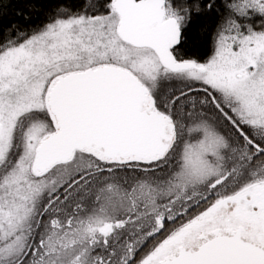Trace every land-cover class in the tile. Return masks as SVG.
Here are the masks:
<instances>
[{
  "label": "snow or ice",
  "instance_id": "snow-or-ice-1",
  "mask_svg": "<svg viewBox=\"0 0 264 264\" xmlns=\"http://www.w3.org/2000/svg\"><path fill=\"white\" fill-rule=\"evenodd\" d=\"M199 15L62 2L0 40V264H264V0L203 58Z\"/></svg>",
  "mask_w": 264,
  "mask_h": 264
},
{
  "label": "trees",
  "instance_id": "trees-1",
  "mask_svg": "<svg viewBox=\"0 0 264 264\" xmlns=\"http://www.w3.org/2000/svg\"><path fill=\"white\" fill-rule=\"evenodd\" d=\"M62 2L79 3V0H0V40L42 23L55 6ZM194 3L200 8L199 17H193L192 34L197 37L196 44L191 51H184L196 58H203L210 54L211 36L215 25L219 23L223 0H194ZM210 3L214 6L212 10L207 8Z\"/></svg>",
  "mask_w": 264,
  "mask_h": 264
},
{
  "label": "bare ground",
  "instance_id": "bare-ground-1",
  "mask_svg": "<svg viewBox=\"0 0 264 264\" xmlns=\"http://www.w3.org/2000/svg\"><path fill=\"white\" fill-rule=\"evenodd\" d=\"M9 22H10V21H9ZM43 22H44V21H43ZM43 22H42V23H43ZM42 23H39V24L34 25V26L32 25V26L30 27L31 29L29 28V30L22 31L21 33H24V32H30V31H32L33 29H35L37 26L41 25ZM32 24H33V23H32Z\"/></svg>",
  "mask_w": 264,
  "mask_h": 264
}]
</instances>
